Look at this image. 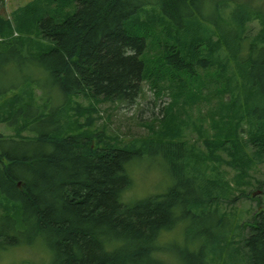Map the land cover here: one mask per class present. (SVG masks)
Returning <instances> with one entry per match:
<instances>
[{
    "label": "trees",
    "instance_id": "16d2710c",
    "mask_svg": "<svg viewBox=\"0 0 264 264\" xmlns=\"http://www.w3.org/2000/svg\"><path fill=\"white\" fill-rule=\"evenodd\" d=\"M40 1L41 7L35 2L23 10L27 20L16 15L17 30L0 16V67L9 61L29 70L38 66L59 92L56 105L50 96L36 107L15 95L6 109L10 123L22 120L34 135H0V194L20 205L18 216L0 215V251L41 241L50 258L46 264H169L157 256L162 251L176 253L182 264H209L238 235L233 249L242 251L247 264H264V208L233 231L220 208L229 184L209 178L201 154L175 140L182 133L180 123L172 125L177 114L171 109L187 110L199 98L209 102L208 95L187 93L174 83L163 130L167 137L174 129V136L133 146L111 144L98 132L73 131L68 114L72 97L86 92L133 104L155 71L164 80L176 74L179 84L184 75L194 80L200 71H214L208 84L220 93L218 110L207 117L215 133L206 139V158L248 175L264 162L263 9L250 0ZM149 5L158 6L168 24L160 36L149 29V20L138 18ZM255 19L261 23L257 31L250 25ZM34 29L47 42L37 53L20 37ZM149 45L158 47L160 59L150 60ZM153 154L171 183L132 204L123 202L133 184L132 162ZM178 225L184 226L182 244L162 242ZM238 252L229 253L232 262Z\"/></svg>",
    "mask_w": 264,
    "mask_h": 264
},
{
    "label": "rangeland",
    "instance_id": "374dc122",
    "mask_svg": "<svg viewBox=\"0 0 264 264\" xmlns=\"http://www.w3.org/2000/svg\"><path fill=\"white\" fill-rule=\"evenodd\" d=\"M250 1L251 4L261 7L264 11V0ZM35 2H38L41 7L40 0H1L0 16L11 20L15 27L14 29L17 30L16 15L21 13L23 18L27 20L29 14H24L23 10ZM230 4L234 5V1H230ZM42 5L45 4L42 3ZM53 7L58 6L53 3ZM72 8L68 7L67 9ZM138 18L142 21L149 20L148 22L152 26L149 29L159 36L163 28L168 25L163 20L158 6L149 5L145 7L138 15ZM133 23L134 21L131 25ZM27 24H29V27H33L30 22ZM250 25L253 26L254 31L261 27L259 19H255ZM18 33L17 31L14 32L13 36H18ZM20 37L24 38V43L30 46L28 50L33 53L41 50V43L47 44V42H43L40 39L35 29L33 32L24 30V32L20 33ZM153 41L154 38H151L150 43ZM147 54H150V60L161 58L157 46L149 45ZM154 75L143 80L140 94L133 104L113 99L97 98L89 92L73 96L68 110L71 129L87 133H101L111 144L121 146L138 145L142 141L151 139L169 140L174 136V129L168 130L167 133L169 135L167 137L163 135V130L167 119L166 112L164 113L165 107L171 106L173 101L171 86L175 83L180 90L185 89L187 93L191 94H199L202 91L205 95H208L209 102L199 98L194 106H185L187 110L177 109L176 106L171 109L177 114L172 125L176 126L180 123L182 133L181 137H176L175 140L187 142L189 146L194 147L195 154H201L200 158L203 159L202 168L209 178H220L229 184L228 195L220 203V208L222 212H225L230 217L233 231H235L236 223L250 220L256 211L264 208V162L254 165L248 175H242L230 168L222 160L206 158L210 153L206 139L207 137L212 139L213 136L211 135L215 133L211 120L210 118L207 119V117L210 112L218 110L217 94L220 93L218 89L216 90L213 87V84H208L210 83V77L216 75L214 71H200L198 73L199 76L194 80L184 75L183 83L181 84L175 81L176 74L174 76L170 73L166 74L169 77L168 80L161 79L164 77L162 73L155 71ZM28 76H31L32 80H36V83L28 82ZM27 88L31 91V94L26 93L25 90ZM15 95H21L27 101L31 100V104L34 106L41 107L44 106L48 96L51 97L52 105L59 104L57 102L59 92L51 83L50 77L38 66H34L29 70L24 66L23 62L18 64L9 61L0 67V135L14 138L31 137L34 134L29 129L25 130L22 128V120L18 123H10L12 120L6 109L10 106V102ZM183 121H187V123ZM218 153L220 154L221 152L219 151ZM227 158V155L224 154L223 159ZM130 170L133 184L132 187L123 193V202L127 204H132L151 193L160 192L171 183L166 167H164L158 156L154 154L137 158L132 162ZM244 191L249 193L250 197L247 198L245 194H242ZM6 213L18 216L20 214V205L19 203L9 202L0 194V215ZM233 231H230V235ZM184 236V226L181 229L178 225L174 230L165 232L161 241H176L182 244ZM239 238L240 236L237 235L229 239L224 244L220 257L216 258V260L212 259L209 264H231L233 255L231 256L229 253L239 251L233 249L238 246L237 241L233 242L234 244H231V242L234 239L239 240ZM36 242L35 244L18 245L6 251H0V264L48 263L50 258L45 245L41 241ZM157 256L169 264H182L178 255L172 251H162L157 253ZM232 264H247L242 251Z\"/></svg>",
    "mask_w": 264,
    "mask_h": 264
}]
</instances>
